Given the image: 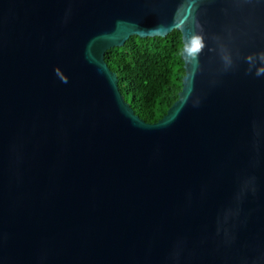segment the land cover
Returning <instances> with one entry per match:
<instances>
[{
	"label": "water",
	"instance_id": "95a60500",
	"mask_svg": "<svg viewBox=\"0 0 264 264\" xmlns=\"http://www.w3.org/2000/svg\"><path fill=\"white\" fill-rule=\"evenodd\" d=\"M174 29L199 67L147 122L105 55ZM260 51L264 0H0V264H264Z\"/></svg>",
	"mask_w": 264,
	"mask_h": 264
},
{
	"label": "trees",
	"instance_id": "16d2710c",
	"mask_svg": "<svg viewBox=\"0 0 264 264\" xmlns=\"http://www.w3.org/2000/svg\"><path fill=\"white\" fill-rule=\"evenodd\" d=\"M183 45L181 31L174 29L164 37L131 36L106 52L121 92L147 122L160 119L179 97L185 75Z\"/></svg>",
	"mask_w": 264,
	"mask_h": 264
},
{
	"label": "clouds",
	"instance_id": "9594fccd",
	"mask_svg": "<svg viewBox=\"0 0 264 264\" xmlns=\"http://www.w3.org/2000/svg\"><path fill=\"white\" fill-rule=\"evenodd\" d=\"M194 42H198V46L194 45ZM204 40L200 35H195L191 38L190 41H185L183 47L180 50L182 56L191 57L195 61V67H199V54L204 48ZM224 61V70L227 71L233 67V59L231 56H225ZM245 61L248 64L247 72L252 73L255 69V75L257 77L264 76V51L259 53H250L245 57ZM57 76L61 79L63 83H67L68 79L66 76H63L59 69L56 70Z\"/></svg>",
	"mask_w": 264,
	"mask_h": 264
},
{
	"label": "snow or ice",
	"instance_id": "6c2138e0",
	"mask_svg": "<svg viewBox=\"0 0 264 264\" xmlns=\"http://www.w3.org/2000/svg\"><path fill=\"white\" fill-rule=\"evenodd\" d=\"M194 45H195V46H198V42H194Z\"/></svg>",
	"mask_w": 264,
	"mask_h": 264
}]
</instances>
